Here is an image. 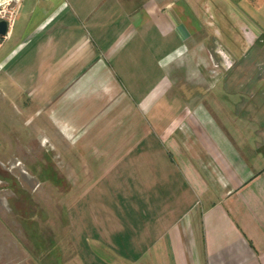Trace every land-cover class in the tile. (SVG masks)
Segmentation results:
<instances>
[{
    "label": "crops",
    "instance_id": "1",
    "mask_svg": "<svg viewBox=\"0 0 264 264\" xmlns=\"http://www.w3.org/2000/svg\"><path fill=\"white\" fill-rule=\"evenodd\" d=\"M186 2L34 0L28 10L24 101L44 120L35 142H53L84 175L69 230L83 224L84 250L100 253L86 260L69 239L50 264H264V104L256 113L255 93L240 90L228 91L227 112L214 96L204 103L201 57L186 52L201 29L197 2ZM244 3L264 32V0ZM151 30L175 40L158 57Z\"/></svg>",
    "mask_w": 264,
    "mask_h": 264
},
{
    "label": "rangeland",
    "instance_id": "2",
    "mask_svg": "<svg viewBox=\"0 0 264 264\" xmlns=\"http://www.w3.org/2000/svg\"><path fill=\"white\" fill-rule=\"evenodd\" d=\"M186 1L191 10H196L198 0ZM33 2L11 0L6 3L0 0V18L6 19L9 25L6 35L0 38V264H50L53 256L57 255L59 260V252H62L61 256L69 253V239L77 249H81L82 258L89 260L91 255L100 257V253L93 254L97 253L93 248L91 253L84 250L83 224H73L74 228L69 230L72 203L78 198L77 206L80 209L84 206L86 186L79 185L84 175L78 173L79 168L71 170L67 154L55 148L53 142L47 138L35 142L38 128L33 124L44 120L34 119L32 108L26 107L28 103L24 101V36L32 24L33 17L27 13ZM218 6L214 10L208 3L201 7V29L189 32L193 43L186 48L191 56L197 59L201 57L197 64L207 79L204 103H211L214 96L218 106L224 103L227 112L232 103L228 91L238 88L245 93L254 92L251 101L264 104V78H255L252 73L255 63L246 61L252 59V55L264 54V34L261 36L260 48L257 44L253 47L250 45L253 34H250L249 41L243 39L241 52L238 36L233 34L227 15ZM236 32L243 38L239 29ZM150 34H154L157 39L156 49L152 50L158 54L157 57L168 50L172 43L175 44L174 39H164L156 30H151ZM231 51L237 57L236 61H232ZM39 68H46L44 61L38 62L37 66L36 62L31 63L25 73H32ZM251 73L252 76L248 78ZM213 88L222 89V93L213 95L210 90ZM238 103H243V100ZM250 108L258 111L262 109L256 106ZM212 113L219 119L223 117L220 111L212 110ZM227 121L231 125L227 129L235 135L231 128L236 123ZM236 129L244 134L245 129L241 125L236 126ZM83 214L84 209L81 212L82 221ZM45 256L47 261H44Z\"/></svg>",
    "mask_w": 264,
    "mask_h": 264
},
{
    "label": "flooded vegetation",
    "instance_id": "3",
    "mask_svg": "<svg viewBox=\"0 0 264 264\" xmlns=\"http://www.w3.org/2000/svg\"><path fill=\"white\" fill-rule=\"evenodd\" d=\"M206 1L209 2L210 0H203V2H202V0H199L197 2L198 16H200V17L202 16V12H201L202 8L201 7H203L206 3H208ZM244 1H247V0H244ZM244 1L242 0L243 3H244ZM244 4L245 5H243L242 8H237V10H238L237 12H234L231 9L225 11L226 13L222 11L223 14H226L227 15V18L229 17V14H230V17L228 18V23L230 22L231 31L233 32V34H235L236 36H238L237 37V42L240 45L241 52H242V49H243L244 40L247 42V39H248V41H249L250 34H253L254 35V39H253V41H251V44L250 45L251 46L252 45L254 46L255 44H257L259 48L261 46V36L264 34V32L260 29L259 25L256 26L252 22L253 20L251 19V16L250 15L254 11L252 9H250L248 7V5H246V3H244ZM221 10H222V8H221ZM250 22L253 23L254 25L253 24L251 25ZM248 26L249 27L251 26V27L249 28ZM214 27H216V26H214ZM236 29L237 30L239 29V31L242 32L241 34H242L243 38L241 36H239V34H237ZM261 49L263 50V48H261ZM231 54H233L232 55V58H233L232 61H236L235 59L237 57L234 55V53L232 51H231ZM242 54H244V52L241 53V55ZM252 56H253L252 59H249V60H246V61L247 62L248 61H253V63H255L254 68H253L254 70H252V73L254 74V77L255 78H257V79H263L264 78V54L263 55L261 54L260 56H258V55H252ZM240 59L243 60L244 58H240ZM246 61H244V62H246ZM234 63L235 62H233V64ZM252 73L248 76V78L252 76ZM248 78H246V79L248 80ZM233 90H238V88H234ZM240 91L244 93V91H242V89H240ZM242 100L244 102V98H242ZM255 106L260 108V107L263 106V103L258 102V101L257 102L255 101ZM254 110L256 111L257 109H254ZM255 111H254V113H255ZM256 113H259V111L257 110ZM255 115L257 116V114H255Z\"/></svg>",
    "mask_w": 264,
    "mask_h": 264
},
{
    "label": "trees",
    "instance_id": "4",
    "mask_svg": "<svg viewBox=\"0 0 264 264\" xmlns=\"http://www.w3.org/2000/svg\"><path fill=\"white\" fill-rule=\"evenodd\" d=\"M238 0H210L208 2V4L212 7V10L215 9V7H217L218 5L220 6V8H222V11L225 12L227 10H233L234 12H237V8L236 6V2ZM218 6V7H219ZM226 13V12H225ZM229 18V17H228ZM251 23V22H250ZM230 24V22H229ZM253 23H251L252 25ZM254 25V24H253ZM231 27V26H230Z\"/></svg>",
    "mask_w": 264,
    "mask_h": 264
},
{
    "label": "water",
    "instance_id": "5",
    "mask_svg": "<svg viewBox=\"0 0 264 264\" xmlns=\"http://www.w3.org/2000/svg\"><path fill=\"white\" fill-rule=\"evenodd\" d=\"M8 22L4 18H0V38L4 37L8 31Z\"/></svg>",
    "mask_w": 264,
    "mask_h": 264
},
{
    "label": "bare ground",
    "instance_id": "6",
    "mask_svg": "<svg viewBox=\"0 0 264 264\" xmlns=\"http://www.w3.org/2000/svg\"><path fill=\"white\" fill-rule=\"evenodd\" d=\"M1 1L9 3L11 0H1Z\"/></svg>",
    "mask_w": 264,
    "mask_h": 264
}]
</instances>
